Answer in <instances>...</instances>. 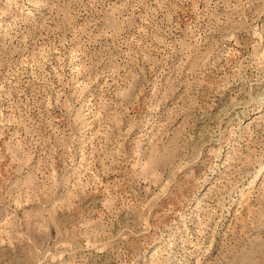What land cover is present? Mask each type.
I'll return each instance as SVG.
<instances>
[{
	"label": "rangeland",
	"instance_id": "rangeland-1",
	"mask_svg": "<svg viewBox=\"0 0 264 264\" xmlns=\"http://www.w3.org/2000/svg\"><path fill=\"white\" fill-rule=\"evenodd\" d=\"M0 264H264V0H0Z\"/></svg>",
	"mask_w": 264,
	"mask_h": 264
}]
</instances>
